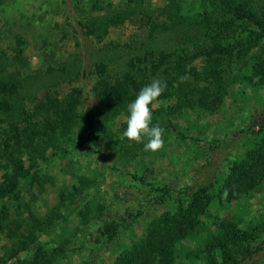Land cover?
<instances>
[{"label": "trees", "instance_id": "16d2710c", "mask_svg": "<svg viewBox=\"0 0 264 264\" xmlns=\"http://www.w3.org/2000/svg\"><path fill=\"white\" fill-rule=\"evenodd\" d=\"M74 4L79 10L109 15L101 26L85 25L87 36L104 35L110 26L123 24L132 14L129 10L115 12L114 0H74ZM159 14L163 16L161 22L149 25L151 36L197 28L204 45L190 62L184 48L175 53L145 51L131 58L125 70L112 80L108 79V63H97L94 67L97 81L92 87L97 105L86 112V125L77 133L78 143L87 151L105 155L100 145V128L118 113L127 118L128 105L154 79L167 85L157 101L175 98L174 107L165 115L176 120L180 119L177 112L181 107L198 105L214 110L235 86L262 90L256 100L259 106L264 104V0H166ZM24 52L25 42L17 35L9 56L0 57V120L4 118L8 133H12L6 138L0 136V156L6 167L0 181V238L6 240L0 264H55L63 258V248L48 247V243L39 241V236L47 234L58 217H51L46 223L44 217L33 212L27 196L32 197L38 160L45 159L53 146L45 145L53 139L58 141L79 123L78 107L83 93L79 87L72 88L61 99L46 93L35 107L19 109L17 96L21 84L8 68H25ZM200 57L204 63L198 69L192 63ZM150 108L155 126L163 117L159 109L153 105ZM17 116H21L19 123L15 122ZM250 142L254 143L239 161L227 167L224 178L223 169L230 158ZM195 159L197 173L192 175L191 170L185 174L181 184L141 181L138 193L134 192L135 187H130L129 194L119 197L116 204L99 207L94 216L97 229L92 241L101 245V253L117 246L119 240L128 242L122 243L123 249L110 264H177L180 249L186 250L188 264H239L250 254L249 244L263 232L264 220L251 221L246 227L233 217L213 220L211 207L218 186L226 204L254 194L264 183V109L251 115L247 127L222 140L198 144ZM24 183L30 189L24 190ZM166 204L171 206L168 211L163 210ZM158 210L163 211L133 238L136 220L144 213ZM199 234L203 236V245L192 254L183 242ZM99 256V252L94 254L85 264H93Z\"/></svg>", "mask_w": 264, "mask_h": 264}, {"label": "rangeland", "instance_id": "374dc122", "mask_svg": "<svg viewBox=\"0 0 264 264\" xmlns=\"http://www.w3.org/2000/svg\"><path fill=\"white\" fill-rule=\"evenodd\" d=\"M165 3L166 0H114L115 12L129 10L132 14L123 24L112 25L106 34L97 37L85 35L88 29L85 25L101 26L108 19L106 12L79 10L74 0H0V57L9 56L17 35L25 42L27 66L8 68V72L21 84L17 96L20 102L18 108L35 107L46 93L59 99L74 87L81 88L83 93L78 107V114H81L79 123L59 142L53 139L45 145L53 146L46 152L45 159L38 160L32 197L27 196V203L33 212L44 217L46 223L51 217H58L55 224L47 229V234L39 236V241L48 243V247L60 245L63 248V258L55 264H85L98 252L100 256L93 264H110L128 242L119 240L117 246L104 249L101 253V245L92 241L97 229L94 216L99 207L116 204L119 197L129 194L130 187H135L134 192L138 193L141 181L181 184L185 174L192 170L194 175L198 171L195 159L198 144L222 140L235 130L247 127L251 115L264 109V104L259 106V100H256L262 90L241 86L230 90L212 111L198 105L178 108V120L165 115L170 107H174L175 98L158 100L153 108L159 109V115L163 117L158 119L157 124L164 129V144L157 152L144 151L147 138L129 146L128 140L123 137L127 118L122 113L111 117L110 122L100 128V145L105 155L87 151L78 143L77 133L86 125V112L97 105L92 91L97 81L94 74L97 63H108V79L112 80L125 70L131 58L145 51L175 53L184 48L187 62H190L204 45L201 30L197 28L185 33L181 29L149 34L150 23L161 22L163 16L159 14V9ZM203 63L200 57L192 65L201 69ZM20 121L21 116H17L15 122ZM8 131L3 118L0 120V136L9 137L12 133ZM253 143L250 142L248 147L238 150L230 158L223 169L224 178L228 173L227 167L239 161ZM5 169V162L0 156V181ZM22 186L24 190L30 189L26 183ZM219 191L220 186L213 192V220L233 217L243 227L259 218L264 220L261 213L264 210V183L254 194L226 204L222 202ZM170 209L169 204L163 206L164 211ZM51 210L52 214L46 215ZM162 211L144 213L136 220L132 237L139 236L146 224ZM203 240L199 234L191 241L183 242V246L193 254L202 247ZM5 243L6 240L0 238V257ZM249 245L250 254L239 264H264V230ZM177 260V264H188L186 250L180 249Z\"/></svg>", "mask_w": 264, "mask_h": 264}, {"label": "clouds", "instance_id": "9594fccd", "mask_svg": "<svg viewBox=\"0 0 264 264\" xmlns=\"http://www.w3.org/2000/svg\"><path fill=\"white\" fill-rule=\"evenodd\" d=\"M186 79V77L181 78ZM167 87L166 83L154 79L149 85L140 89L133 102L128 105L129 116L126 119L127 128L123 132L129 146L133 142L141 143L145 138L144 151L155 153L163 147L164 129L158 124L152 125V110L151 105L157 101L158 97L164 92ZM228 191L225 190L224 196L227 197Z\"/></svg>", "mask_w": 264, "mask_h": 264}]
</instances>
